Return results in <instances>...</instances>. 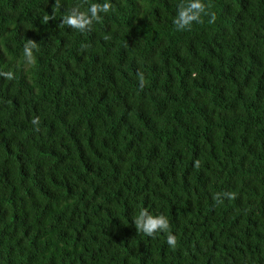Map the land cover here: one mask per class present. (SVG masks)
Wrapping results in <instances>:
<instances>
[{
  "label": "trees",
  "instance_id": "trees-1",
  "mask_svg": "<svg viewBox=\"0 0 264 264\" xmlns=\"http://www.w3.org/2000/svg\"><path fill=\"white\" fill-rule=\"evenodd\" d=\"M189 2L0 0V264H264V0Z\"/></svg>",
  "mask_w": 264,
  "mask_h": 264
},
{
  "label": "clouds",
  "instance_id": "clouds-1",
  "mask_svg": "<svg viewBox=\"0 0 264 264\" xmlns=\"http://www.w3.org/2000/svg\"><path fill=\"white\" fill-rule=\"evenodd\" d=\"M109 5L105 3L102 7L92 5L90 8L91 17L84 13L73 14L66 19V23L73 28L83 29V27L90 22V19H98V11L107 12ZM205 13V7L201 0H190L185 7L178 10L177 19L175 23L179 28L189 26L193 21H198L200 15ZM214 18V17H213ZM31 57V53H27ZM137 229L145 235L153 236L154 234L167 232L169 229V222L163 215H153L148 210H141L139 216L135 219ZM168 244L175 245L176 239L174 236H168Z\"/></svg>",
  "mask_w": 264,
  "mask_h": 264
}]
</instances>
